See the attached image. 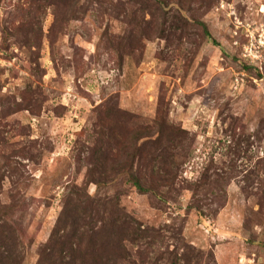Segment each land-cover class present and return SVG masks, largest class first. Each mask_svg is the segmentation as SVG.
<instances>
[{
    "label": "rangeland",
    "instance_id": "1",
    "mask_svg": "<svg viewBox=\"0 0 264 264\" xmlns=\"http://www.w3.org/2000/svg\"><path fill=\"white\" fill-rule=\"evenodd\" d=\"M29 1L0 0V136L8 142L1 151L36 141L43 152L33 161L14 156L24 183H3L2 200L10 190L22 195L8 217L26 246L22 264H34L35 247L60 211L63 187L82 182L75 141L90 127L95 106L111 97L146 123L164 110L169 122L195 137L183 165L187 180L211 160L226 165L230 148L241 145L234 159L242 171L223 185L225 205L217 214L188 209L187 190L177 203L156 209L132 189L121 197L123 207L155 228L183 218L185 241L211 253L217 264H264V213L253 218L258 205L249 194L264 184V0H213L210 7L195 0L189 12L206 22L211 37L187 22L181 35L137 40L139 47L120 60L107 39L123 42L132 32L134 23L121 18L120 6L134 9L140 0L93 2L62 25L47 6L25 27ZM147 12L138 19H148ZM27 101L30 109H24ZM254 170L248 185L243 177ZM94 188L89 185V192ZM246 216L249 227L243 226Z\"/></svg>",
    "mask_w": 264,
    "mask_h": 264
},
{
    "label": "trees",
    "instance_id": "2",
    "mask_svg": "<svg viewBox=\"0 0 264 264\" xmlns=\"http://www.w3.org/2000/svg\"><path fill=\"white\" fill-rule=\"evenodd\" d=\"M88 1L81 4L80 0H30L24 10L31 15L25 27L33 24L47 6L52 9L53 22L62 25L86 13L93 2H101ZM194 1L140 0L134 9L122 4L121 18L129 19L135 28L123 42H114L110 37L107 41L120 60L139 47L137 40L153 36L165 38L176 31L181 35L187 22L197 25L203 36L211 37L206 22L189 12ZM199 1L205 7L213 4V0ZM144 11H148L150 17L142 16L139 20L138 14ZM256 75L260 77L259 73ZM30 108L27 101L24 109ZM92 112L90 127L78 133L75 141V161L84 169L83 180L80 184L69 182L63 187L60 211L46 240L35 247L34 264H217L211 253H204L185 241L183 218L175 216L169 224L155 228L128 212L121 204V197L133 189L148 196L156 209H164L177 203L182 191L187 190L191 194L188 209L194 207L202 214L205 207L215 215L225 205L223 185L242 171L234 159L240 143L230 148L233 157L226 165L223 162L224 166H220L211 160L197 178L190 181L182 176L183 165L192 154L195 137L181 125L169 122L164 110H159L152 122L146 123L140 116L120 108L111 97L95 106ZM7 143L0 136V264H22L26 246L8 220L22 195L10 190L2 200L3 183L7 179L11 188L24 183L23 174L18 172V165L22 164L14 156L33 161L43 152L36 147V141L20 147L10 144L8 152L1 151ZM256 172L243 177L248 185ZM91 184L95 187L92 193L88 190ZM249 194L258 205L253 212L255 218V214L264 213L263 182L259 183L257 192L249 191ZM250 222V216H246L243 226L249 227ZM254 240L249 239L251 243Z\"/></svg>",
    "mask_w": 264,
    "mask_h": 264
}]
</instances>
